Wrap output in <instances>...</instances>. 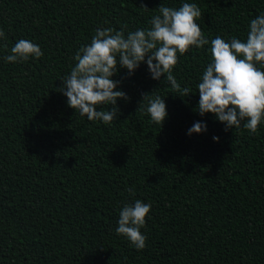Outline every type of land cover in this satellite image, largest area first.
I'll return each instance as SVG.
<instances>
[{"label": "trees", "instance_id": "obj_1", "mask_svg": "<svg viewBox=\"0 0 264 264\" xmlns=\"http://www.w3.org/2000/svg\"><path fill=\"white\" fill-rule=\"evenodd\" d=\"M160 2L0 0V264H264V123L225 129L195 110L207 45L177 54L185 96L143 62L131 76L119 69L127 99L111 123L79 115L59 91L98 26L148 27ZM195 2L209 38L243 39L264 11V0ZM20 37L43 55L5 62ZM151 91L166 101L161 125L143 111ZM196 120L207 131L187 135ZM136 198L151 202L143 249L115 232L122 203Z\"/></svg>", "mask_w": 264, "mask_h": 264}, {"label": "clouds", "instance_id": "obj_2", "mask_svg": "<svg viewBox=\"0 0 264 264\" xmlns=\"http://www.w3.org/2000/svg\"><path fill=\"white\" fill-rule=\"evenodd\" d=\"M200 16L201 9L195 0H180L178 6L161 0L148 27L125 32L123 28L98 26L90 42L76 50L74 64L60 79L59 91L66 97L67 105L89 121L111 123L119 113L118 98L127 99V93L118 87L122 78H114L115 74L122 68L126 70L124 76H131L142 62L152 79L159 81L163 76L173 90L185 96L192 93L190 87H182L172 72L177 54L190 46L207 45L204 50L209 59L196 83L199 98L195 110L200 116L213 113L225 129L243 126L255 132L258 124L264 123V11L250 18L243 39L235 35L227 40L220 35L209 38L196 22ZM6 39L0 27V40ZM42 55L38 43L20 37L3 60L24 62ZM141 97V101H146L143 111L152 122L161 125L168 115L164 96L151 91L141 92ZM203 131H207V122L196 120L186 134ZM212 139L219 137L213 135ZM150 208L151 202L136 198L123 202L118 210L115 232L136 249L145 247L147 237L141 228Z\"/></svg>", "mask_w": 264, "mask_h": 264}]
</instances>
